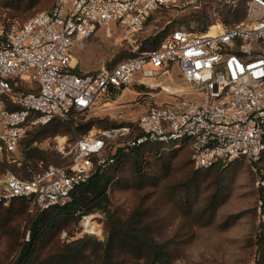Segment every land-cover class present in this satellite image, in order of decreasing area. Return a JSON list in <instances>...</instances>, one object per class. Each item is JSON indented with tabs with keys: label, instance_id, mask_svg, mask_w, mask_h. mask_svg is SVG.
<instances>
[{
	"label": "built area",
	"instance_id": "obj_1",
	"mask_svg": "<svg viewBox=\"0 0 264 264\" xmlns=\"http://www.w3.org/2000/svg\"><path fill=\"white\" fill-rule=\"evenodd\" d=\"M209 0H54L27 20L0 15V160L13 155L29 129L66 119L91 108L101 95L168 72L177 63L183 78L201 98L180 97L150 104L137 119L138 133L126 148L158 141L187 145L196 167L244 157L253 171L264 151V0H245L246 16L218 20L208 30L176 27L155 49L142 50L112 67L78 73L71 47L103 25L131 33L143 30L158 11H197ZM236 7L242 0H211ZM215 27V32L210 30ZM135 47L133 51H138ZM140 72L139 78L134 74ZM19 106V108H14ZM122 126L80 137L66 161L50 163L29 177L0 170V204L26 197L38 211L72 199L75 187L95 169L115 161L107 153L112 138L128 137ZM64 152V144H61ZM66 154V153H65ZM264 185V178L256 180ZM262 201L258 212L264 219Z\"/></svg>",
	"mask_w": 264,
	"mask_h": 264
},
{
	"label": "trees",
	"instance_id": "obj_2",
	"mask_svg": "<svg viewBox=\"0 0 264 264\" xmlns=\"http://www.w3.org/2000/svg\"><path fill=\"white\" fill-rule=\"evenodd\" d=\"M53 2L13 0L8 3L14 10L10 16L20 18L17 15L37 10L30 18L40 12L39 9L50 7ZM211 2L209 0L187 17L202 30L207 29L210 23ZM219 11L225 22L234 23L246 16L247 7L245 0H242L236 7L223 5ZM187 18L182 21L186 22L189 20ZM165 35L163 32L146 48L159 47ZM143 48L129 51L117 62L138 54ZM72 70L82 73L76 67ZM85 116L72 112L66 119L56 117L47 124L33 126L20 141L24 145L25 159L46 160L49 152L39 149L36 144L49 136L59 133L71 134L73 138L82 136L91 129L93 121H107L109 127L122 124L107 117H89L85 120ZM113 141L116 139L108 140L107 153L113 155L115 161L103 170L95 169L87 181L75 187L72 199L65 204H54L34 215L29 211L30 201L26 197H15L8 205L0 204V240L4 235L8 236L12 239L9 252H16V257L7 264H173L186 255V248L193 241L196 228L215 222L218 210L229 198L238 171L246 160L241 157L228 163L196 167L187 145L172 148L164 142L148 141L132 148L119 147L112 151ZM184 148L190 149L187 162L193 166L188 168L184 177L176 179L174 161L178 151ZM6 165L17 173L21 170L5 159L0 160V169ZM127 169L130 174L128 187L137 193L136 201L129 209L116 205L110 195L115 184L125 182ZM252 174L255 181L264 178V151L257 163V170H252ZM258 188L255 211L259 223L255 235L251 237V244L256 248L253 264H264V219L260 218L258 212L261 200L264 215V185ZM94 212L104 213V239L92 235H82L69 241L61 238L65 229ZM93 224L97 229L94 221ZM26 232L29 233L28 237L25 236Z\"/></svg>",
	"mask_w": 264,
	"mask_h": 264
},
{
	"label": "rangeland",
	"instance_id": "obj_3",
	"mask_svg": "<svg viewBox=\"0 0 264 264\" xmlns=\"http://www.w3.org/2000/svg\"><path fill=\"white\" fill-rule=\"evenodd\" d=\"M11 1L13 0H0L1 16L12 17L10 15L14 13V10L8 5ZM222 6L223 4L217 1L210 3V23L208 27L218 20L224 21L219 11ZM45 8L47 9V7L42 9L45 10ZM42 9H39V11ZM36 11L33 10L17 16L25 19ZM193 12L158 11L147 21L143 30L139 33H131L111 24L114 31L112 35H107L105 27L100 25L91 36L78 41L71 47V53L75 57L74 61H77L76 69L80 72H89L104 66L110 67L117 63L119 59L127 56L129 51H133L135 47H138L139 50L144 47L143 50H146V47L159 39L163 32L167 35L176 27H184L193 31L208 30V27L205 30L200 29L201 26L187 18ZM186 18L189 20L182 21ZM140 75V72H136L134 77L139 78ZM154 77L156 79L148 80L152 86L133 83L123 90L101 95L91 108L79 111L82 115H86L85 120H88L89 117H107L118 124L122 123L121 125L109 127L107 121L101 123L93 121L91 129L84 135L129 126L132 131L128 137L123 139L112 138L116 141H113L111 150L116 151L119 147L126 148L122 142L123 140L129 139L130 136L138 133L136 129L137 119L150 104L173 102L177 99L176 97L192 103L201 101L197 90L181 75L177 63H173L168 72L161 75L156 74ZM82 136L76 135L73 138L71 134L59 133L38 142L36 145L39 149L49 152L46 160L40 158L25 159L24 145L21 143L13 155L5 158L7 163L15 164L17 168H21L20 172L17 173L8 165L0 170L5 171L8 169L19 176L29 177L45 165L50 163L61 164L66 161V158L68 159L76 141ZM62 143L66 154L60 150ZM107 151H109L108 147ZM189 157L190 149L184 148L178 151L177 158L174 161L176 166L174 177L176 179L184 177L188 168L193 166L187 162ZM128 177L130 178V174L127 169L124 176L125 182L115 184L110 191L113 202L126 209L133 205L137 197V193L133 188L128 187ZM258 195L259 188L253 177L250 164L247 160H244L243 166L238 171L233 183L230 196L219 208L215 222L209 226L197 227L193 241L186 248V255L175 260L173 264H253L256 248L251 244V237L253 238L255 235V229L259 223L255 211ZM29 211L31 215H34L38 209L30 202ZM89 219L96 223L97 229L87 227L86 223ZM69 233H72L73 236L70 237ZM28 234L26 232L25 236L28 237ZM82 235H92L98 239L105 238L103 212H94L83 216L78 224L65 229L61 233V238L69 241ZM10 242H12V239L5 235L0 240V264H7L16 257L15 251L9 252Z\"/></svg>",
	"mask_w": 264,
	"mask_h": 264
},
{
	"label": "bare ground",
	"instance_id": "obj_4",
	"mask_svg": "<svg viewBox=\"0 0 264 264\" xmlns=\"http://www.w3.org/2000/svg\"><path fill=\"white\" fill-rule=\"evenodd\" d=\"M210 32H211V33H214V32H215V27H212V29L210 30ZM86 225H87V227H88L89 229H95L94 224H93V222H92L91 219H89V220L87 221Z\"/></svg>",
	"mask_w": 264,
	"mask_h": 264
},
{
	"label": "water",
	"instance_id": "obj_5",
	"mask_svg": "<svg viewBox=\"0 0 264 264\" xmlns=\"http://www.w3.org/2000/svg\"><path fill=\"white\" fill-rule=\"evenodd\" d=\"M114 90H115L114 88L111 89V91H114Z\"/></svg>",
	"mask_w": 264,
	"mask_h": 264
},
{
	"label": "crops",
	"instance_id": "obj_6",
	"mask_svg": "<svg viewBox=\"0 0 264 264\" xmlns=\"http://www.w3.org/2000/svg\"><path fill=\"white\" fill-rule=\"evenodd\" d=\"M171 68V67H170ZM83 73V72H82ZM124 89V88H123ZM123 89H121V90H123ZM111 92H114V91H111Z\"/></svg>",
	"mask_w": 264,
	"mask_h": 264
}]
</instances>
